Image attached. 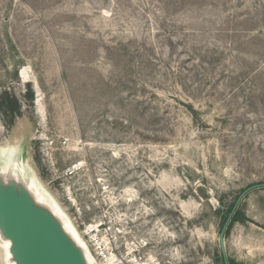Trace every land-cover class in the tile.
Wrapping results in <instances>:
<instances>
[{
	"label": "rangeland",
	"instance_id": "1",
	"mask_svg": "<svg viewBox=\"0 0 264 264\" xmlns=\"http://www.w3.org/2000/svg\"><path fill=\"white\" fill-rule=\"evenodd\" d=\"M3 91L0 188L38 190L86 264L89 222L159 264H264V0H0Z\"/></svg>",
	"mask_w": 264,
	"mask_h": 264
},
{
	"label": "water",
	"instance_id": "2",
	"mask_svg": "<svg viewBox=\"0 0 264 264\" xmlns=\"http://www.w3.org/2000/svg\"><path fill=\"white\" fill-rule=\"evenodd\" d=\"M244 192L235 201L232 212ZM227 221L220 232L221 244ZM0 226L12 243L17 264H86L80 251L62 235L53 218L34 208L31 201L15 189L0 188ZM221 255L227 264L223 247Z\"/></svg>",
	"mask_w": 264,
	"mask_h": 264
},
{
	"label": "built area",
	"instance_id": "3",
	"mask_svg": "<svg viewBox=\"0 0 264 264\" xmlns=\"http://www.w3.org/2000/svg\"><path fill=\"white\" fill-rule=\"evenodd\" d=\"M85 234L93 250L94 264H159L155 256L112 236L110 228L101 223H87Z\"/></svg>",
	"mask_w": 264,
	"mask_h": 264
},
{
	"label": "trees",
	"instance_id": "4",
	"mask_svg": "<svg viewBox=\"0 0 264 264\" xmlns=\"http://www.w3.org/2000/svg\"><path fill=\"white\" fill-rule=\"evenodd\" d=\"M28 87L30 88V84H27ZM31 92V90H30ZM32 93L29 95V99L32 100ZM0 112L2 113L5 123L7 126H11L14 122V119L20 115V105L17 101V99L10 95L7 91H3L0 93ZM234 203H231L229 207L224 208L223 206L218 209V211H221V227L224 226L225 222L228 219L229 214L232 212ZM238 216V211L236 209L233 210L230 218L228 219L223 234H227L229 231L230 226L232 223L237 220ZM219 260L221 261V264H225L223 257H219ZM227 264H238L235 262L233 259L227 257L226 258Z\"/></svg>",
	"mask_w": 264,
	"mask_h": 264
},
{
	"label": "bare ground",
	"instance_id": "5",
	"mask_svg": "<svg viewBox=\"0 0 264 264\" xmlns=\"http://www.w3.org/2000/svg\"><path fill=\"white\" fill-rule=\"evenodd\" d=\"M7 168H10L9 165L6 166V169ZM5 170V169H4ZM3 172V175L5 177V180H6V175H5V171H2ZM31 187L33 186V182L31 181ZM17 190H19V188H16ZM36 190V189H35ZM32 192V195H33V198H34V202H31V205L36 208V209H39V210H42V208L44 206H47L49 208V210H51L54 214L55 217H57V219L60 221V225H58V228L60 230V232L62 233V235H64L69 241L70 243L80 251V240L78 238V235L76 234L75 231H73L67 220L62 218L58 212V210H54L52 207H50V205H47L46 202L43 201V197L42 195L39 193L38 190H36L35 192L34 191H31ZM80 255H81V259L83 262H85V258H84V255L80 252ZM90 260V258L88 259V261Z\"/></svg>",
	"mask_w": 264,
	"mask_h": 264
}]
</instances>
